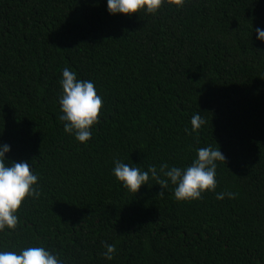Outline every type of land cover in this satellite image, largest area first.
<instances>
[{"label":"trees","instance_id":"trees-1","mask_svg":"<svg viewBox=\"0 0 264 264\" xmlns=\"http://www.w3.org/2000/svg\"><path fill=\"white\" fill-rule=\"evenodd\" d=\"M256 28L264 0H165L131 16L110 15L106 0H0V144L33 166L41 193L0 232V250L44 246L65 264H264ZM65 67L103 97L86 144L59 119ZM195 113L205 124L192 132ZM209 145L225 163L199 200L177 201L174 185L151 178L135 194L112 175L115 160L183 168ZM221 191L235 196L217 200ZM105 243L116 245L112 261Z\"/></svg>","mask_w":264,"mask_h":264},{"label":"clouds","instance_id":"clouds-1","mask_svg":"<svg viewBox=\"0 0 264 264\" xmlns=\"http://www.w3.org/2000/svg\"><path fill=\"white\" fill-rule=\"evenodd\" d=\"M164 2L165 0H106L110 15L127 16L141 11L155 14ZM169 2L179 8L183 7L185 0ZM255 32L256 38L264 42V29L256 28ZM59 84L62 89L58 101L61 112L59 119L63 122L64 132L86 144L92 137V127L99 123L103 97L98 94L92 80L79 79L77 73L69 67L62 70ZM190 123L191 131L196 132L205 121L199 113H195ZM9 152V145L0 144V232L15 230L19 222L17 211L22 202L28 197L38 199L41 195L38 189L39 176L33 166L27 161L10 162L6 158V153ZM218 161L225 163L224 155L219 147L209 145L197 149L196 158L183 168L161 163L158 173L157 168L152 165L145 171L115 160L112 175L125 189L135 194L142 185H148L151 178L157 180L162 188H167L169 182L174 185V197L177 201H194L201 199L205 191L215 192ZM225 196L233 199L235 194L231 191L216 193L217 200H223ZM103 247L105 251L101 255L105 260L112 261L116 245L105 243ZM0 264H65V261L44 246H27L19 251L0 250Z\"/></svg>","mask_w":264,"mask_h":264}]
</instances>
